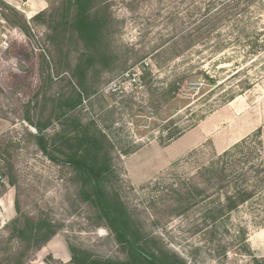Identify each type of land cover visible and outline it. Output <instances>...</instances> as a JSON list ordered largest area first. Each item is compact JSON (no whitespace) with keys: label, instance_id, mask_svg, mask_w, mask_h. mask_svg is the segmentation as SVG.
I'll use <instances>...</instances> for the list:
<instances>
[{"label":"rangeland","instance_id":"rangeland-1","mask_svg":"<svg viewBox=\"0 0 264 264\" xmlns=\"http://www.w3.org/2000/svg\"><path fill=\"white\" fill-rule=\"evenodd\" d=\"M45 1L41 11L0 0V264H71L70 246L127 259L82 178L38 145L42 124L62 156L53 139L62 142L76 118L106 136V188L149 251L178 264H264V190L257 210L226 213V190L209 173L244 141L260 140L264 160V0H94L104 32L93 50L70 25V0ZM232 1L234 16L217 19ZM85 54L94 60L83 103L68 113L61 102L78 89ZM129 72L142 87L104 94ZM19 217L47 220L57 233L29 248L12 236Z\"/></svg>","mask_w":264,"mask_h":264},{"label":"trees","instance_id":"trees-1","mask_svg":"<svg viewBox=\"0 0 264 264\" xmlns=\"http://www.w3.org/2000/svg\"><path fill=\"white\" fill-rule=\"evenodd\" d=\"M75 12L71 20V27L77 32L89 50H93L100 43L103 36V26L97 15L93 14L94 0H70ZM235 1L227 5L226 11L217 19L222 21L232 14L228 7L234 5ZM43 12L34 18H39ZM228 13V14H227ZM246 30V29H245ZM241 29V31H245ZM246 32V31H245ZM93 56L83 55L79 60L74 72L78 89L61 102V109L69 112L75 111L83 103L84 85L83 77L91 65ZM238 73V72H237ZM211 84L216 80L207 77ZM197 84V83H195ZM73 129L70 132L62 131L57 137L62 142L59 145L53 139V152L51 153L49 143L44 135L45 125L36 124L37 142L41 150L53 162L61 165L71 166L77 175L82 178L83 191H88L87 199L94 204L113 232L117 243L127 254V259L111 260L95 258L77 247L70 246L71 264H178V261L171 260L166 255L158 257L149 251L144 236L138 226L132 221L129 212L117 194L111 195L106 188V180L113 171L111 158L105 145L106 136L88 134L83 128L79 119H73ZM196 126L193 125L192 128ZM186 131V130H185ZM72 132V133H71ZM184 131H179L169 138L181 135ZM73 134V135H71ZM69 146L71 151L67 153L62 146ZM261 141L254 143L244 141L234 145L218 155L213 167L209 170L211 180H214L226 190V213L237 210L240 206L250 205L253 210H257L258 197L264 190V160L261 158ZM64 155V156H63ZM114 173V171H113ZM225 212V211H224ZM22 223L23 225H21ZM57 231L54 225L47 220L34 222L25 218L15 220L13 237L26 242L30 248L32 246L41 247L48 243ZM173 261V262H172ZM22 264V262H19Z\"/></svg>","mask_w":264,"mask_h":264},{"label":"built area","instance_id":"built-area-1","mask_svg":"<svg viewBox=\"0 0 264 264\" xmlns=\"http://www.w3.org/2000/svg\"><path fill=\"white\" fill-rule=\"evenodd\" d=\"M140 74L136 73V74H130L129 73H125L124 75H122L121 77H118L117 79L113 80L112 82H110L108 84V86L103 90L104 94L108 95H118L120 93H123V95L125 94L124 92L126 91V85H136V86H140ZM128 94H130L128 92Z\"/></svg>","mask_w":264,"mask_h":264},{"label":"crops","instance_id":"crops-1","mask_svg":"<svg viewBox=\"0 0 264 264\" xmlns=\"http://www.w3.org/2000/svg\"><path fill=\"white\" fill-rule=\"evenodd\" d=\"M25 1V4L27 6H32V8L34 7H42L41 8V11L44 10V4L46 3L45 0H24Z\"/></svg>","mask_w":264,"mask_h":264}]
</instances>
